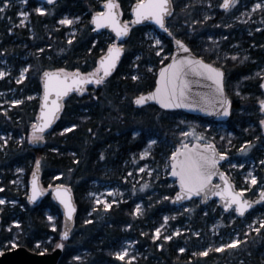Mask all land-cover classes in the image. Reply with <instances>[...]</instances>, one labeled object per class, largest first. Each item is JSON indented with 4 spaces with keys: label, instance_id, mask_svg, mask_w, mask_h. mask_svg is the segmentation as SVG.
<instances>
[{
    "label": "trees",
    "instance_id": "obj_1",
    "mask_svg": "<svg viewBox=\"0 0 264 264\" xmlns=\"http://www.w3.org/2000/svg\"><path fill=\"white\" fill-rule=\"evenodd\" d=\"M104 1L60 0L38 12V3L27 0L30 14L25 25L19 23L21 5L16 0H10L0 12V59L7 57L14 65L12 75L0 79V89L15 88L22 98L6 114L0 112V131L12 132L0 147V196L7 199L0 204V247L13 248L14 241L16 246L49 252L62 239L63 215L52 196L46 194L34 206L27 200L28 178L41 160L43 185H68L77 202L75 229L64 240L59 264H264V202L245 217L224 212L216 200L204 205L200 199H193L176 206L172 199L178 188L169 177L171 154L179 145L193 141L185 133L184 121H197L208 141L230 155L222 166L238 188H247L246 197L258 199V190L264 189V163H259L264 161V115L259 103L264 98V9L250 11L246 21L238 17L257 0H242L234 10L221 7V0H173L175 12L168 21L173 37L160 35L161 45L147 37L150 26L133 25L122 59L103 85L89 86L84 95L72 94L59 121L45 135V145L31 142L30 127L40 106L42 72L96 70L114 41L107 32L96 34L91 23L92 14ZM136 1L118 0L124 20L131 22ZM65 15L75 18V23L61 24ZM174 38L182 39L197 55L226 70V89L234 101L228 121L214 123L152 104H134L135 97L153 89L157 70L173 52ZM26 65H30L26 78L15 82ZM220 126H225L226 133L218 130ZM65 128L71 131L65 132ZM153 139L156 143L147 160L158 169L166 166L167 173L152 187L132 188L127 174L145 162L141 153ZM246 145L249 154L243 157L240 149ZM245 159L258 163V180L250 187L244 181L249 165L235 167ZM18 167L27 170L24 188L14 181ZM105 181L120 183L126 191L111 203V208L92 196L93 190L99 189L95 182ZM139 203L142 210L136 213ZM48 213L55 216V221L48 219ZM255 216L259 232L246 226ZM162 224V233L156 237L155 231ZM213 224L218 226L217 234L211 230ZM235 235L240 245L217 251ZM127 241L134 242L133 252L121 260L115 252ZM204 251H208L206 256L198 254ZM76 256L81 259L75 260Z\"/></svg>",
    "mask_w": 264,
    "mask_h": 264
},
{
    "label": "snow or ice",
    "instance_id": "obj_2",
    "mask_svg": "<svg viewBox=\"0 0 264 264\" xmlns=\"http://www.w3.org/2000/svg\"><path fill=\"white\" fill-rule=\"evenodd\" d=\"M51 2V0H49ZM3 4V8H0V12L9 6V0H0ZM234 4V0H223L221 7L224 9H230ZM107 11L96 12L93 17V22L96 28H102L108 26L112 28L117 37H125L130 31L128 22L120 21V13L115 11L118 8L116 0H105ZM253 9H264V2H257L252 5ZM38 12H44L46 9L39 7L36 9ZM174 5L173 0H137L133 12L135 13V19L132 23L142 24L145 21H151L154 25H157L165 32H171L168 26V18L173 15ZM21 16L27 17L28 13L21 12ZM77 19H79L77 17ZM61 24H72L73 20L68 17L63 18L60 21ZM187 23V21H185ZM157 45L161 44L159 38L155 39ZM177 52L183 51L186 55H178L172 59V62L165 68L160 69V83L155 88V91L149 92L146 95L140 94L135 98L136 105H145L148 101H158L165 109L174 108H188V109H203L205 112L212 108V111L216 115L226 117L230 114L231 100L225 94V71L222 67L214 66L213 63H208L203 57H196L192 54L191 49L182 40H177ZM163 49H161L162 51ZM124 48L122 45L113 44L108 50L107 55L103 56L100 60V67L95 70L94 73L83 74L79 69H76L75 73L64 74V70L59 72L43 73L44 85H43V106L40 109L39 122L32 125L31 140L33 143L43 140L42 133L45 129H48L58 119V114L63 109L61 103L62 97H67L74 89L83 91V86L89 82L95 84H101L104 78L109 76L115 69L120 56ZM30 67V65H29ZM28 68H24L20 75L23 77L27 73ZM102 71V75H100ZM3 70H0V78L7 75ZM197 83L203 80L210 81L211 83L207 87L211 90L208 93L199 92L193 87V80ZM53 94L55 97L53 98ZM13 104L21 103L20 100H13ZM259 103L264 106V99H261ZM264 111V107H262ZM261 124H264V120H261ZM75 127V125H72ZM65 132L71 131V128H65ZM139 135V133H136ZM23 143V140L20 141ZM7 143V141H5ZM151 143H156L152 140ZM250 145L251 142H248ZM3 147V145H0ZM247 148H241L243 153ZM146 154V153H145ZM227 155L226 152H217L213 145L206 144L203 146V150L197 151L193 154L181 153L179 151L172 154V175L179 177L180 191L176 193L175 200L180 201L192 197L193 195H200L203 193L204 198L207 199L209 194L220 195L224 198L225 208H232L236 205V212L243 215L245 211L252 206V204L242 198V193L235 191L231 184H228L222 191H217L219 186H212V179L216 175L224 176L219 171V163ZM264 163V161H261ZM243 167V165H241ZM17 171L22 172L23 169L18 168ZM139 171L143 172L144 168H140ZM251 183L255 185L257 183V177L250 175ZM144 188L148 187V184L143 185ZM43 192L41 191L35 174L32 178V190L29 199L35 202ZM56 197L66 210V216L68 218L73 217L76 212V207L72 202L70 194L67 190L62 191L61 187L56 189ZM261 199H264V189L261 190ZM6 203L5 200L0 199V204ZM15 203V201H13ZM99 203V200H97ZM108 208H111V204L105 201ZM140 211L137 206V212ZM49 220L54 218L49 215ZM167 219V217H165ZM17 224L19 222H16ZM264 223V222H262ZM55 228V224L52 225ZM257 232L260 228L256 229ZM179 234V230H177ZM70 233L68 227L65 226L63 231V237L67 239ZM199 235V233H197ZM156 236H160V229H156ZM167 240H171V236L164 237ZM15 243L14 241L12 242ZM242 242L237 238L232 239L230 243H222L217 251H223L225 248H234L240 245ZM57 247L63 249L64 243L57 244ZM162 247V245H161ZM210 250V249H209ZM181 252L185 251L184 248L180 249ZM128 253V249L124 248L122 251L115 252V256L121 260L125 258ZM2 254V252H0ZM199 255H207L208 251L198 253ZM81 257L76 256L75 260H80ZM135 259V257H133Z\"/></svg>",
    "mask_w": 264,
    "mask_h": 264
},
{
    "label": "water",
    "instance_id": "obj_3",
    "mask_svg": "<svg viewBox=\"0 0 264 264\" xmlns=\"http://www.w3.org/2000/svg\"><path fill=\"white\" fill-rule=\"evenodd\" d=\"M35 1L38 2V3H40V4H42V5H45V6H51V5H54L55 3H57L60 0H51V2H49V0H35ZM136 2H134L133 5H132V9H131L132 20H131V23L128 22L129 23V26H130V31H129V33H128L127 36H125V37H117L115 31L112 28L108 27V26H105V27H102V28L97 29L95 23L93 22V17L95 16L96 12L91 17V21H92V25H93V28H94V32L96 34H100V33H103V32H108L112 36L115 37V43L114 44L122 45V46H123V44L127 41V39L131 35L132 25H137V26H151L156 31H158L159 34H161L163 36L173 37L172 31L170 33L169 32H165L163 29H160L157 25H154L153 22H151V21H145L142 24L132 23V21H134V19H135V13L133 12V8L135 7ZM116 3L118 4V8L115 9V11H118L120 13V21L122 23L123 22H127L126 20H124V18L122 16V12L120 10V6H119L118 0H116ZM173 5H174V2H173ZM104 11H107L106 5H105V1L102 4V9L100 11H97V12H104ZM174 12H175V5H174L173 15H174ZM171 17L168 18V21H169V19ZM177 40H182V39L174 38L175 47L173 49V52H172L169 60L164 65H162L161 67H159V69L157 70L156 81H155V85H154L153 89H151V90H149V91H147L145 93H142V94H145L146 95L149 92L155 91V88L159 86V83H160V69L161 68L167 67V65L172 62V59L173 58H176L178 55L182 56V55H186L187 54V53H185L183 51H180L179 53L177 52V44H176V41ZM184 43L187 44L185 41H184ZM189 48L191 49L190 46H189ZM191 52H192V54L194 56L201 57V56L197 55L192 49H191ZM123 54H124V51L122 52V54L120 56V59H119L117 65H116L115 69L112 71V73L118 67V65H119V63H120V61H121V59L123 57ZM105 55H107V52L103 56H105ZM101 58L99 59V67H100V60H101ZM205 61L208 62V63H211V62H209L207 60H205ZM214 66H217V65L214 64ZM217 67H220V66H217ZM59 70H61V69H46L41 74V97H40V106H39V110H38V114H37L36 120H35V122L33 124H36V123L39 122L40 109L43 106V92H44V89H43V85H44L43 73L45 71H48V72H59ZM224 71H225V74H226V70L225 69H224ZM75 72H76V70H73V71L64 70V74L65 75L71 74V73H75ZM94 72H95V70H92L90 72L85 73V72H82L80 70V73H83V74H90V73H94ZM102 74L103 73L101 71L100 75H102ZM109 76L105 77L104 78V81H106ZM197 79H199V78H195L193 80V87H194V89H196L197 93H199V92L208 93V92L211 91L207 87V85L211 83L210 81L203 80L202 82L197 83L196 82ZM104 81L101 84H99V85L98 84H95L93 82H89L87 85H84L83 86V91L74 89L72 92L69 93V95L67 97H62L61 98V103L63 104V109H64L65 101L72 94L78 93L80 95H84L87 92V89H88L89 86H92L93 85L95 87H101L103 85ZM262 89L264 91V78H263V81H262ZM225 94L231 100V110H230V114L228 116H226V117H221V116L216 115L215 112L212 111V108L211 107L209 108V111L205 112L203 109H188V108L165 109V108L162 107V105L159 104L158 101H148V103L145 104V105L152 104V105H155V106H157L158 108H160V109H162L164 111H181V112H183L185 114H188V115H192V116H195V117H200V118L208 119V120L213 121V122L223 123V122L228 121L231 118L232 112H233V106H234L233 98L231 97V95L228 93V91L226 89V76H225ZM54 97H55V94H53V98ZM135 98H134V104H135ZM145 105H136V106L137 107H142V106H145ZM260 107H261V112L264 115V111H262V107H264V106H262L260 104ZM63 109L58 114V119L52 124V126L50 128H48V129H45L44 132L42 133L44 139L43 140H39L38 142L34 143L35 145H37L39 147H42V146L45 145V143H46L45 135L49 131H51L54 128V126L57 124V122L59 121V119L61 117V114L63 112ZM32 125L30 127V133H31V135H32ZM263 126H264V124H263ZM206 144L213 145L217 152H221L220 149L218 148L217 144L214 141H211V142H201V141H198V140H196V141H194L192 143H185L183 145H179L175 149L174 152L179 151L181 153L193 154V153H195L197 151L203 150V146L206 145ZM172 154H171V156L169 158V163H170V175H169V177L172 180L176 181V185H177V188H178V190L176 191V193H177V192L180 191V183H179V177L172 175V166H173ZM229 158H230L229 157V154H227L225 156V158L220 161L219 166H218L219 167V171H220V173H223L224 176L222 177L219 174L216 175V176H214L213 179H212V186H219L217 188V191L219 192V191H222L228 184H231L232 188L235 191L241 192L242 193V198L245 199V200H247V201H249L252 204V206L250 208H248L243 215H241L238 212H236V210H235L236 209V205H233L232 208H225L224 207V204H225L224 198L222 196H220V195H211V193L209 194V196H208L207 199H205L203 193H201L200 195H193L190 198L183 199V200H180V201H176L175 200V195H176V193H175L174 196H173V199H172L173 204L176 205V206H180V205L185 204V203H187V202H189V201H191L193 199H201L202 200V203L205 205L209 201L216 200L226 213H228V212H230L232 210H235L237 216H239V217H245L252 210V208L257 204L258 201H255V200H251V199L246 198L244 191L242 189H239L236 186V184L233 181L232 177L222 167V164H224L225 162H227L229 160ZM33 174H35L36 179H37V183H38L41 191L43 192V195H41L35 202H32L29 199V197L31 196V190H32V178H33ZM58 187H61V190L62 191L67 190L68 194H70V196H71V199H72L73 204L76 207V212L73 214V217H71V218H68L66 216V210L64 209L63 205L60 203V201L56 197V189ZM46 194H50L52 196V198H53V201L56 204H58L60 206V208H61L62 215H63V225H62V236H61L62 239H61V241L59 243H64V240L69 239L71 237L74 229H75V221H76V214H77V202H76V199H75V196H74V192H73V190H72V188L70 186L65 185V184H55V185H52L50 187H45L43 185V183H42L41 160H38L37 161V164L35 166V169L32 172V174L30 175V178H29V181H28V197H27V200H28V202L31 205L34 206V205L39 204L42 201L43 197ZM259 202H264V199H260ZM65 226L68 227V230H69V233H70V235H69V237L67 239H65L63 237V231L65 229ZM0 228H1V217H0ZM63 251H64V248L63 249H60V248H58L56 246L53 250H51L49 252H37V251L30 250L26 246L19 245V246H16V247H13V248L4 250L2 252V254H0V264H59V260H60L62 254H63Z\"/></svg>",
    "mask_w": 264,
    "mask_h": 264
},
{
    "label": "rangeland",
    "instance_id": "obj_4",
    "mask_svg": "<svg viewBox=\"0 0 264 264\" xmlns=\"http://www.w3.org/2000/svg\"><path fill=\"white\" fill-rule=\"evenodd\" d=\"M17 3H19L21 5V9L19 10L17 17L19 18V23L20 24H26L29 22V14L30 12L27 10V0H16ZM242 0H236L234 3V6L232 7V10H234L239 4H241ZM10 2V0H9ZM257 2H264V0H257L255 3ZM221 3L223 4V0H221ZM243 6H245V4H242ZM39 7H42L41 5H39ZM38 7V8H39ZM2 8H3V4H2ZM253 7H251V9H243L242 10V14H238V17L241 20H245L247 19V15L248 17L250 16V11H253ZM21 12H26L28 13L27 17L25 16H21L20 13ZM68 17L69 19L73 20L72 24H66V25H73L76 21L75 18H72L68 15H65L63 18ZM147 37L151 38L154 40V44L155 43V39L159 38L160 39V34L158 33V31H156L154 28H149L148 32H147ZM161 40V39H160ZM111 44H113V41L111 42ZM157 45V44H156ZM161 45V44H159ZM3 54V53H2ZM28 68L29 66L26 65L25 67H23L20 71L19 74L15 76V82H20L22 80H24L26 78V74L25 76H21L20 73L24 68ZM14 69V65L11 63L10 60L6 58H2L0 59V70L5 71L6 73H8L7 75H5L4 77L0 78V79H4L9 77L10 75H12V71ZM36 94L32 95L35 96ZM13 100H22V98L20 97V91H18L15 88H10V89H0V112L6 114L8 110H10L15 104L12 103ZM3 114V115H4ZM185 123V133H187L188 135H190L194 140H199V141H203V142H207L208 139L205 137V135L203 134V132L199 129V127L197 126L199 124V122L197 121H184ZM33 124V123H32ZM210 125H207L206 128H209ZM218 130H223V133H226V129L225 126H220V128H218ZM12 132L9 133H5V132H1L0 131V145L5 144V141H8L9 137L11 136ZM154 140V139H153ZM152 141V140H151ZM149 143V145L144 149V151L141 153V158L146 159L145 162L138 167V169L135 170H131L130 172H128L127 176H128V180H131L132 183V188H144L143 185L148 184L149 186H153V183L158 180V179H163V177L166 175L167 173V167L162 165L159 169L157 167H155V165L152 163V161L147 160L149 154H150V149L152 148L153 143ZM192 142V141H190ZM2 148V147H1ZM243 148H247V150L245 152H241L243 157L248 156L249 154V146H244ZM146 153V154H145ZM263 161V160H262ZM261 163V161L259 162ZM249 165V169L247 171L244 172V181L247 182L249 184V187L251 185H253L251 183V179H250V175H255L257 177V167H258V163L254 160H243L242 164H235V167L238 168H242L241 165ZM18 168L23 169L22 172L17 171ZM16 169L15 172V179L14 181L17 184H20L23 188L25 187L26 183H25V176H26V168L24 167H18ZM140 168H144V171L141 172L139 171ZM34 171V170H33ZM32 173H30L31 175ZM30 178V176H29ZM28 178V180H29ZM258 180V178H257ZM95 186L99 187L98 190H93L92 192V196L94 197L95 201L97 202V200H99V203H105V201H107V203L111 204L112 202L117 201L120 197H122L124 195V193L126 192L122 187L120 183H115V182H109V181H105V182H95ZM263 189V187H261L258 191H259V196L258 198L261 197V190ZM245 191H247V188H244ZM0 199H3L7 202V199L4 198L3 196H0ZM137 206H139L140 211L142 210V204L139 203ZM139 211V212H140ZM137 212L136 209V213ZM51 215L54 219L51 221H55V216L48 213V216ZM167 220V219H166ZM165 220V221H166ZM259 222L258 216H255L253 218V220L251 222L247 223V227L248 228H254L256 229V226ZM164 224H162L159 229H160V234L162 233V228H163ZM213 234H217L218 233V226L216 224L212 225L211 228ZM155 236H156V231H155ZM157 237V236H156ZM237 238L236 235L233 236V239ZM224 239H228V237H225ZM231 242V240H230ZM13 246H16V242L13 244ZM133 247H134V242L132 241H127L126 244L124 245V247L120 250L122 251L124 248L128 249V253L127 255H130L133 252ZM4 249L2 247H0V252H3ZM126 255V256H127Z\"/></svg>",
    "mask_w": 264,
    "mask_h": 264
},
{
    "label": "flooded vegetation",
    "instance_id": "obj_5",
    "mask_svg": "<svg viewBox=\"0 0 264 264\" xmlns=\"http://www.w3.org/2000/svg\"><path fill=\"white\" fill-rule=\"evenodd\" d=\"M235 1H236V0H234V3H235ZM58 2H59V1H58ZM58 2H57V3H58ZM52 6H53V5H52ZM233 6H234V4H233ZM233 6H232V7H233ZM232 7H231V8H232ZM231 8H230V9H231ZM262 126H263V124H262ZM233 181H234V180H233ZM234 182H235V181H234ZM235 184H236V183H235Z\"/></svg>",
    "mask_w": 264,
    "mask_h": 264
}]
</instances>
